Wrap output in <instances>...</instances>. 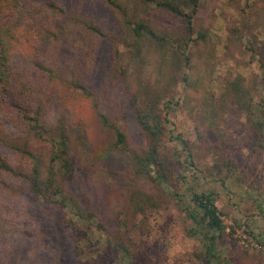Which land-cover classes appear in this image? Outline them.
<instances>
[{
	"label": "rangeland",
	"instance_id": "obj_1",
	"mask_svg": "<svg viewBox=\"0 0 264 264\" xmlns=\"http://www.w3.org/2000/svg\"><path fill=\"white\" fill-rule=\"evenodd\" d=\"M46 1L30 0L21 9L5 13L18 16L20 44L13 42L14 58L26 60L36 44L25 37V30L34 37L39 30L54 31L57 40L48 37L45 43L51 48L54 42L59 44L54 57L57 74L70 77V70L79 66L85 83L95 92V104L107 116L108 125L100 122L86 98L71 94L61 83L54 90L47 89L43 99L47 117L58 110L66 115L73 142L75 171L66 177L65 193L78 203L89 200L94 214L86 221L67 205L26 197L21 179L0 169V264H109L108 258L124 264H204L194 255L211 234L216 236L217 256L208 264H264V144L244 115L233 105L227 108L220 96L225 81L236 75L251 88L252 104L264 95L263 84L252 87L259 70L245 42L247 36L262 35L258 29L264 24L261 3L198 0L192 30L185 27L184 18L153 5L141 6L155 30L164 25L178 29L156 33L170 47L191 43L199 32L205 34L214 63L209 79L215 108L201 123L195 99L182 103L183 69L176 68V77L170 81L173 68L169 67V74L158 70L153 45L148 51L142 48L143 61H130L124 39L97 37L81 22L69 19L88 18L103 29L125 34L115 28L113 8L100 0H55L62 10L52 14ZM115 49L120 53L117 58ZM41 58L48 64L49 58ZM121 66L129 73L127 82L119 73ZM34 73L38 75L32 76L34 81L45 82L35 68ZM145 91L150 97L157 94L159 106L171 101L158 146V157L165 161L162 182L130 166L129 152L139 153L145 145L132 110V105H141ZM224 100L228 101L227 96ZM3 119L4 130L10 129L15 119L9 115ZM112 125L124 135V147L110 148L115 141ZM13 130H21L19 123ZM8 157L12 164L19 160L24 164L19 154ZM154 170L155 166L147 175L154 176ZM134 187L153 193L155 207L143 214L132 212L125 200L126 192ZM191 191L212 195L223 224L219 234L206 232L202 225L193 228L189 213L197 210L189 200Z\"/></svg>",
	"mask_w": 264,
	"mask_h": 264
},
{
	"label": "trees",
	"instance_id": "obj_2",
	"mask_svg": "<svg viewBox=\"0 0 264 264\" xmlns=\"http://www.w3.org/2000/svg\"><path fill=\"white\" fill-rule=\"evenodd\" d=\"M29 1L0 0V169L21 179L24 196L41 198L62 206L67 205L74 214L87 221L94 214L90 201L88 200L87 203L83 204L78 203L71 194H66L64 189L66 177L74 174L75 171V157L72 151L73 142L66 122L67 117L60 110L51 117H47V113H43L44 95L47 89L54 90L56 84L61 83L68 88L71 94L86 98L96 110L95 113L103 125H108V118L97 109L95 104L97 101L96 94L85 83L79 71V66V70L76 66L70 70V77L62 78L57 74V64L54 57L58 52L59 44L56 41L57 46L54 42L51 48L45 43L48 37H55L54 40H57L56 32L47 29L39 30L34 37L33 34L26 33L25 30L23 33L25 37L29 41H36V44L32 46V54L28 55L26 60L22 58L16 60L14 58L13 42L20 44L17 34L18 16H14L15 18L7 17L5 13L21 9ZM100 1L114 9L116 13L115 28H122L125 34L115 32V30L103 29L88 18L79 19L70 16L69 19L74 22H81L93 33L92 35L95 34L97 37L109 40L124 39L125 42L122 44L129 51L128 55L130 56L128 59L130 61H133V59L143 61L142 48L145 47L148 51L153 45V50L157 53L158 70L161 73L169 74V69L173 68V72L169 74L170 81L176 77V68L183 69L181 76V82L184 86L182 103L187 105L188 100L195 99V104L201 110L198 120L205 123L210 116V114L208 116V113L213 114V108H215L210 92L209 79L212 72L211 67L214 63L211 64L212 53L205 34L199 32L197 38L191 43L182 41V43H179L181 45L170 47L156 33L160 30L177 32L178 29L164 25L163 28H159L160 30H155V23L153 27L149 25L141 9V6L145 8L148 5H153L154 8L162 10L173 17L184 18L185 27L192 30L191 18L196 14L198 0ZM258 1L264 10V0ZM45 5L52 14L57 10H62L57 6L55 0H47ZM258 29L262 33L260 37L250 35L245 39L246 47L259 70V76L252 82L254 89H257L259 84H263L264 87V24H259ZM163 33L166 34V32ZM29 41L25 39L27 44H30ZM114 52L117 58L120 53L116 49ZM39 55L49 58L48 64L42 63V58ZM126 67L121 66L119 72L121 76H124L125 81L129 76ZM34 68L38 70L40 77L45 79L44 83L32 79L33 75L38 77L37 74H33ZM220 96L226 102L227 108L233 105L241 115H244L245 121L264 144V95H260L259 99L252 104L251 88L243 83L242 76L236 75L225 81ZM226 96L228 101L224 100ZM169 101L159 106L157 94L150 97L149 93L145 91L141 105H132L134 118L146 140L144 149L141 152H129L130 166L136 173H143L156 182L165 181V161L158 157V146L160 134L166 123V110L170 108L167 106ZM6 115L15 119L11 122V128L8 130L3 128L6 121L3 117ZM17 123L21 128L18 133L13 130ZM112 127L115 132V141L110 148L124 147V135L115 125H112ZM41 148H46V152L44 153ZM5 151H9L11 154H6ZM12 154H19L24 164L20 160L12 164L8 157ZM153 166L156 167L154 176L147 175L148 172H153ZM189 200L192 207L197 210L194 211L195 213H189L191 220L194 221L193 228L197 229L198 225H202L206 232L215 231L219 234L223 224L214 205L212 195L205 192L191 191ZM125 202L132 212L143 214L146 210L155 207L157 199L153 193L134 187L126 192ZM84 215L87 218H84ZM82 233L86 236L85 231ZM192 234H194V231ZM215 239L216 236L213 234L206 236L200 252L195 253V258H198L204 264L214 261L217 256ZM108 262L109 264H124L115 258L112 261L108 258Z\"/></svg>",
	"mask_w": 264,
	"mask_h": 264
}]
</instances>
